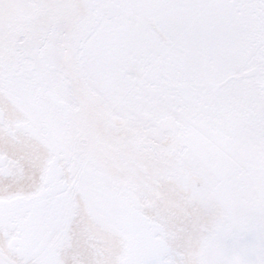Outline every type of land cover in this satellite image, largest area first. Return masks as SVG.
<instances>
[{"label":"snow or ice","instance_id":"snow-or-ice-1","mask_svg":"<svg viewBox=\"0 0 264 264\" xmlns=\"http://www.w3.org/2000/svg\"><path fill=\"white\" fill-rule=\"evenodd\" d=\"M0 264H264V0H0Z\"/></svg>","mask_w":264,"mask_h":264}]
</instances>
